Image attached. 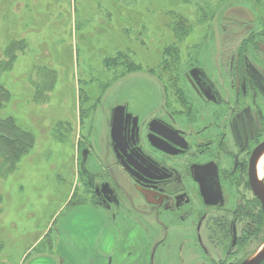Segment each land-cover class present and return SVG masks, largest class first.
<instances>
[{
    "label": "rangeland",
    "instance_id": "1",
    "mask_svg": "<svg viewBox=\"0 0 264 264\" xmlns=\"http://www.w3.org/2000/svg\"><path fill=\"white\" fill-rule=\"evenodd\" d=\"M263 23L264 0H0V61H7L5 50L12 42L18 48L12 68L0 79L11 93L0 116H13L36 139L16 171L0 179V264H22L49 248L55 226L49 232L48 222L65 206L93 200L81 167L113 172L139 204L119 167L102 168L112 161V108L130 102L144 115L148 108L157 113L165 90L173 93L177 80L184 81L183 74L195 65L227 80L222 64L229 66L233 57L227 48L244 43L250 31L260 32ZM49 71L56 79L48 93ZM135 217L151 247L176 236H166L154 216ZM143 225L150 226L151 236ZM193 242H182L185 249L178 256L160 245L157 255L152 257L150 249L146 258L154 264H181V257L183 264H204L208 259L202 252L191 256L197 250ZM139 245H133L131 259L143 257ZM263 245L264 227L232 255L226 246L214 255L216 262H239Z\"/></svg>",
    "mask_w": 264,
    "mask_h": 264
},
{
    "label": "flooded vegetation",
    "instance_id": "2",
    "mask_svg": "<svg viewBox=\"0 0 264 264\" xmlns=\"http://www.w3.org/2000/svg\"><path fill=\"white\" fill-rule=\"evenodd\" d=\"M254 43L257 58L245 51L239 55L235 46L227 48L233 55L229 66L222 64L227 80L191 66L173 93L165 90L157 113L147 106L144 115V109L130 102L112 108V161L102 168L119 167L139 204L113 172L81 167L92 203L115 214L154 216L166 236L176 235L151 247L152 257L160 245L178 256L185 249L182 242L192 240L197 249L190 252L192 257L199 251L208 259L204 264H227L216 262L219 247L226 246V254L232 255L263 230L264 211L255 189L264 180L255 154L264 142V52L259 47L264 41ZM195 68L203 74H193ZM143 226L151 236L150 226ZM179 260L183 264L184 258Z\"/></svg>",
    "mask_w": 264,
    "mask_h": 264
},
{
    "label": "crops",
    "instance_id": "3",
    "mask_svg": "<svg viewBox=\"0 0 264 264\" xmlns=\"http://www.w3.org/2000/svg\"><path fill=\"white\" fill-rule=\"evenodd\" d=\"M65 207L60 217L59 214L54 222H48L49 232L55 226V239L49 248L35 252L27 262L26 257L22 264H152L146 258L151 246L145 241L142 224L134 215L115 214L92 202ZM135 244L143 249L142 258H130Z\"/></svg>",
    "mask_w": 264,
    "mask_h": 264
},
{
    "label": "trees",
    "instance_id": "4",
    "mask_svg": "<svg viewBox=\"0 0 264 264\" xmlns=\"http://www.w3.org/2000/svg\"><path fill=\"white\" fill-rule=\"evenodd\" d=\"M242 25H246L245 28L250 27V24L246 22L242 23ZM261 27L262 30L260 32L255 33L250 31V35L245 37L247 40H245L244 43L241 42L239 45L235 46L237 51H240L238 52L239 55H243V51L250 53L249 45H251L253 51L256 50L254 41L258 36H264V23ZM16 46L17 42H12L5 50L7 61H0V79L4 72L12 68L13 61L16 57V50H18ZM49 73L51 83L48 85V88H45V91L48 93L53 90L54 81L56 79L54 71H49ZM40 88L42 87H36L35 96L38 95L37 97L40 95ZM10 99V91L2 83H0V111L6 106ZM48 99L49 97L46 98V101ZM35 142L36 139L34 134L31 131L22 128L13 116H0V179H6L9 175L16 171L19 162L34 147ZM1 201L2 197L0 195V203Z\"/></svg>",
    "mask_w": 264,
    "mask_h": 264
},
{
    "label": "water",
    "instance_id": "5",
    "mask_svg": "<svg viewBox=\"0 0 264 264\" xmlns=\"http://www.w3.org/2000/svg\"><path fill=\"white\" fill-rule=\"evenodd\" d=\"M259 47L260 49L264 52V44L263 43H259ZM202 70L195 68L192 70L193 74H201ZM203 74V72H202ZM120 107H117V109H119ZM264 153V142L257 148L256 150V154H255V162L256 159L258 160L260 155H262ZM256 193L258 194V196L261 199L262 202V207H263V211H264V186L262 187L260 185V183L256 182ZM264 261V245L262 246V248L257 251L256 253H254L252 256H250L248 259L242 261L239 264H261Z\"/></svg>",
    "mask_w": 264,
    "mask_h": 264
},
{
    "label": "bare ground",
    "instance_id": "6",
    "mask_svg": "<svg viewBox=\"0 0 264 264\" xmlns=\"http://www.w3.org/2000/svg\"><path fill=\"white\" fill-rule=\"evenodd\" d=\"M263 166H264V153L260 156L259 162H258V174L260 178L263 174Z\"/></svg>",
    "mask_w": 264,
    "mask_h": 264
}]
</instances>
